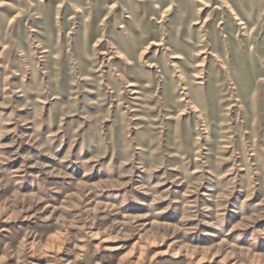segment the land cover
Wrapping results in <instances>:
<instances>
[{
    "label": "rangeland",
    "instance_id": "rangeland-1",
    "mask_svg": "<svg viewBox=\"0 0 264 264\" xmlns=\"http://www.w3.org/2000/svg\"><path fill=\"white\" fill-rule=\"evenodd\" d=\"M0 264H264V0H0Z\"/></svg>",
    "mask_w": 264,
    "mask_h": 264
}]
</instances>
